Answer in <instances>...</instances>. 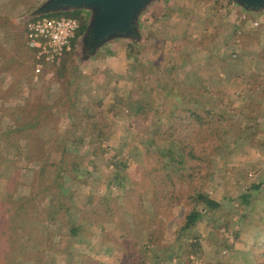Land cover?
Returning a JSON list of instances; mask_svg holds the SVG:
<instances>
[{
	"label": "rangeland",
	"instance_id": "374dc122",
	"mask_svg": "<svg viewBox=\"0 0 264 264\" xmlns=\"http://www.w3.org/2000/svg\"><path fill=\"white\" fill-rule=\"evenodd\" d=\"M44 1L23 0L20 6L23 17L21 22L31 18ZM202 2L204 1L157 0L142 14L143 17L141 16L142 24L140 26L143 28L142 40L144 41L142 43L133 42L135 44L134 51L147 54L148 42L146 39L152 38V36L157 44L152 46H156V49L159 47L158 45L165 49L181 47L183 50L181 58L177 59V57L171 56L174 62L170 63V65H174V76L178 82L186 72H193V70L198 72L201 70H199L200 65L211 64L210 58L201 60L199 53H193L199 52L196 50L197 47L209 48L211 45L209 39L203 45L198 43L202 30L195 29V24L188 25L186 18H175L179 6L182 5L185 12L191 14V18L194 19L196 12L202 8L198 3ZM195 4L196 9H193ZM206 4L213 5L210 2ZM166 13L174 16L172 24L173 26L176 24L179 30L177 32L174 28L172 35H170L172 31L168 33L169 29L166 30L169 26L165 20H160ZM82 14L80 17L87 18L85 13ZM126 42L130 41H113L104 47L94 59L84 57L83 54H80L78 47L73 55V60L68 64L67 75L64 77L75 82L82 77L86 78L87 80H80L82 88L79 83V86L74 85V88H78L79 93L82 89L83 91L89 90L87 92L89 96L85 102L90 110L92 108L95 112L92 103L94 98L95 100L103 98L102 107L112 108L114 113L108 117L107 122L100 123L102 125L93 126L84 123L85 121L82 122V130L86 131L89 126L91 129L84 135V140L88 142L84 144L81 151L88 153L87 159H90V162L86 159L84 161L86 165L83 164L82 167L97 169L94 171V178H90L88 184L96 189L98 194L106 192L110 198L115 196L113 198L114 206L107 207L109 212L101 211L99 216L97 212V219L91 217L89 219L92 224L97 223L98 220L101 222L107 220L109 223L117 222L122 227V225H126L125 220H128V215L125 212L129 208L131 219L136 222L139 230L135 233L130 231L128 235L122 233V238L125 237V241H117V246H115L119 253H123L122 251L126 249L124 247H128L130 250L137 251L142 257L146 258L148 254L151 255V258H146V264H160L162 261L165 264H184L187 245L194 240L199 242L201 252L199 258L191 256L190 264L232 263L238 258V254L243 252L242 255H245L244 252H248L255 243L253 239L255 233L252 231L256 229L258 223H261L260 216L264 212V112H246V100L236 99L240 97L241 93L237 95L235 92L240 89L234 90L232 94L229 91L230 84L225 86L227 92L222 95V99L213 101V99H206L209 97L208 95H203V103H197V105L203 106V111H201V107L189 102L190 107L197 111L193 113L201 116L200 120H203L201 123L193 116L191 117V113L183 112L185 109L183 103L174 105V102L167 101L163 94L164 88L161 79L158 80L155 77L148 81V85L145 84L147 90L151 87L149 94L144 93L145 91L140 88V85L138 86L129 79L128 86L133 87L129 92L133 91V93L121 95L115 99L112 89L117 85H125L120 79L104 78L99 74V71L104 69V65L115 64L120 60L123 55L122 51L127 52L126 60L130 61L129 64L137 60L128 53L129 50L124 45ZM153 54L156 59L161 56V53ZM163 59L165 58L163 57ZM181 60L188 64L181 65ZM112 68L114 70L113 66ZM67 80L63 82L61 80V83L53 87L56 93L63 87V91L66 93V83H71ZM237 81L234 82L235 86L239 85L236 83ZM178 82L177 84H179ZM197 98L194 100L200 101ZM147 100L154 105L160 104L159 112H155V109L147 110ZM199 108L200 110H198ZM61 110L59 108L56 111L60 113ZM69 117L65 114L58 119L57 115L52 121L54 123L59 120L58 123L62 129L70 124L75 125L73 119ZM47 127L48 125L43 126L42 132L37 133L33 138L37 137L46 141L50 135ZM99 131H103L106 137L99 139ZM147 131L153 132V137L159 145V147L156 144L151 146L152 149L149 152L146 150ZM107 139L110 142L116 141L120 147L121 154L117 168L111 167L110 163L117 157H113L114 151L109 148L108 141H105ZM76 141L82 142V139H76ZM133 148L138 154L135 158L131 154ZM2 153H4L3 150L1 155ZM115 153L118 154L117 151ZM4 155L7 162L11 161L15 156H18V150L11 152L6 150ZM92 156H94L93 162H91ZM86 161L88 162L85 163ZM23 164L19 162L12 166L16 171L21 172L22 168L23 170L27 168ZM167 164L174 168L167 169L169 167ZM147 169L150 171L147 172ZM153 177L155 182L162 185V191L153 189L155 184ZM122 179L124 188L121 184ZM62 181L65 187L72 190L73 187L68 185L69 182ZM4 186L3 182L0 183V191ZM116 187L120 189H116ZM109 190L114 195L111 196ZM154 191L157 192L158 200ZM78 196V201L85 204L84 195ZM207 198L216 201L218 206L213 209L208 207L204 201ZM104 203L101 200V204L104 205ZM83 204L81 205L83 206ZM97 204L94 205L98 206ZM90 205H88L84 216H90ZM106 206H109L108 203ZM3 208L7 210L1 196L0 225ZM190 211L200 212L201 217L194 226L186 231L185 235L178 234ZM94 229L98 231L96 225ZM151 230L154 231L153 241H149ZM64 231L65 229L57 230L55 233L58 236L45 244V248H48L43 254L45 258L58 259L63 254L72 253L82 232L85 233L84 241L91 239L83 229L76 236L78 238H66L64 242L62 240L61 242L58 239L64 237L59 235ZM134 237L136 239H133ZM101 238L103 240V237ZM92 241L94 239L86 243L92 246ZM30 242V236L21 237L18 240L19 257L9 256L8 264H43V260H40L39 257L33 258ZM157 242H159L161 250L160 255L164 252L165 256L156 260L153 258V250L158 248L155 244ZM86 243L85 246H87ZM109 247L112 248V246ZM169 250L173 251V254L169 253ZM68 260L70 264L74 262L70 258Z\"/></svg>",
	"mask_w": 264,
	"mask_h": 264
},
{
	"label": "trees",
	"instance_id": "16d2710c",
	"mask_svg": "<svg viewBox=\"0 0 264 264\" xmlns=\"http://www.w3.org/2000/svg\"><path fill=\"white\" fill-rule=\"evenodd\" d=\"M213 2V7L217 10V12L224 11L226 5L222 4L221 0H208ZM229 4V3H228ZM187 12V11H186ZM184 9L179 8L178 14L175 15V18L180 17L181 19L187 20L188 25L190 23H194V19L191 18V14H187ZM81 12H70V13H61V14H51L49 17H61V16H71L79 19L80 21V30L78 36H81L86 28V17ZM173 15L170 13H166L163 15L160 20H165L167 18L173 19ZM168 20V19H167ZM174 28L177 29L176 24H174ZM25 38V40H24ZM16 44L22 46H26L27 48V56H23V62L27 64V72L33 70L35 68L34 61V52L31 50L26 41L25 34H19L15 36ZM127 49L131 51V53L137 54V60L129 64V62L125 59L124 54L121 55L120 60L116 61L114 64L115 69L108 65L104 67V69L99 71V74L104 78H116L120 79L125 86L117 85L116 88L112 89L114 92V98L117 99L121 95L125 96L127 94H131L129 92L133 87H129L128 84L130 80L133 83L140 85V88L145 91L144 93L149 94L151 87L147 90L145 88V84L148 85V81H151L155 77L156 79H161V84L163 86V94L166 99L174 100V105L184 104V111L191 113V117L193 116L195 120L198 122L202 121L201 116L199 114H195L193 112H197L194 108L190 107L189 102H193L197 107H201V110L204 109L202 105L198 104L199 102L203 103V100L197 101L194 100L195 97L200 96L201 91L206 93L205 90L207 86L200 85L198 83L202 78H204L205 71L195 72H186L183 78L178 82L174 70V65L163 64V56H159L156 60H151L142 56L139 51H134L135 44L132 42L124 43ZM157 45V44H156ZM159 48L161 45H158ZM24 49V48H23ZM29 52V53H28ZM139 52V53H138ZM210 51L207 53H203L200 55L201 60H205L206 58H211L209 55ZM74 53L66 54L60 61L59 67L56 70H52L48 65H44L42 72L39 75L40 84L38 85H30L28 86V97L25 100H22L20 108H13L12 105H4L2 104L1 108L6 109V112H10L15 116L13 127L10 130H7V125H1V133H0V143L2 142H12L18 139V135L29 136L33 130H40L41 127L49 125V119L53 114L55 107H60L62 110H65L67 114L73 119L75 125H73L72 129H60L51 128L50 135L47 138V144L50 142L53 148L51 150L46 148H41L39 141L34 139L32 151L28 150L30 159H34L33 164L27 166L25 172L21 173L14 169L11 164L6 163L7 159L4 153H0V183L3 182L5 185L0 191V197L2 196V202L7 207V210L3 208L2 217H1V225H0V264H8L10 261L7 258L11 255L15 257H19L20 251L18 250V240L23 236H30L31 238V252L33 258H40L43 260V264H70L65 256V258L60 259H50L45 258L43 256L46 253L47 248H45V244L50 241V239L58 236L55 232L57 230H62L61 228H57L52 230L50 225L53 224L58 219L62 218L65 224L68 226V229L64 231L63 234L59 236H77L84 229V214L86 213V209L91 208V213L96 217L97 212L99 213L103 210H107L108 208L114 206L113 202L115 198L113 192L109 190L108 192L111 194L113 198H110L108 193L98 194L97 190L92 188L88 184L90 178H94V168L86 169L82 167L84 161L87 159L88 153L81 152L83 150V146L87 140H84V135L86 131L89 132L90 126L86 129V131L82 130L81 127L84 123H88L89 125H102L100 123H105L108 121V117L113 115L112 108H104L102 107L103 98H94L92 102L95 107V112L88 107L87 104H84V98L88 97L89 90L80 92V100H73V90L74 82L70 83V86L67 91V96L65 98L57 97L52 98L47 96L41 97L40 100H36V96L38 91L40 90H48L50 89V84L53 82H60L67 74L68 64L73 60ZM209 56V57H208ZM177 59L181 58L176 56ZM213 57V55H212ZM210 60V59H209ZM185 61L181 60V65H187ZM114 71V72H113ZM21 72L24 73L23 70ZM115 73V74H114ZM152 76V78H151ZM130 79V80H129ZM87 80V79H86ZM127 81V82H126ZM177 82L179 84H177ZM80 84V82H79ZM182 85V87H179ZM80 87L82 88L81 84ZM43 88V89H42ZM180 89V93L178 90ZM104 91V89H103ZM185 95V99L181 98ZM186 95L189 98H186ZM202 97L204 94H202ZM181 96V97H180ZM91 101V96L89 97ZM138 103V102H137ZM138 105H140L138 103ZM160 104L154 105L147 100V110L155 109V112H159ZM190 107V108H189ZM158 109V110H157ZM200 110V108L198 109ZM181 125V124H179ZM50 127V126H49ZM147 135V145L146 150L149 152L151 146L159 145L155 137H153V132H146ZM98 137L105 138L106 134L103 131L98 132ZM76 139H82V142L76 141ZM109 139L105 140L108 141ZM109 148L114 151L113 157H117L116 160L112 161L111 167L117 168L119 166V155L121 154L120 147L115 142L108 141ZM117 151L118 154L115 153ZM94 154V153H93ZM133 157H137L138 154L135 152V148H133V153L131 152ZM56 160V163L49 162V156H51ZM6 159V160H5ZM90 161V159H87ZM86 161L85 163H87ZM108 164V163H107ZM86 165V164H84ZM167 169L174 168V166L170 167V164ZM150 169H147V172ZM123 175V174H122ZM124 178V177H123ZM154 181L153 189L162 191V185L158 182H155L154 177L152 178ZM62 180L69 182L70 187H73L72 190L65 187ZM127 181V178H125ZM5 182V183H4ZM121 184L124 186L123 179L121 180ZM260 187V186H256ZM116 189H120L117 188ZM126 191V190H125ZM154 191V194H156ZM84 195V202L78 201V195ZM156 198L158 200V195L156 194ZM101 200H103L109 206L101 204ZM205 204L211 209L216 208L218 203L212 199L207 198ZM97 204L98 206L94 205ZM83 204V206L81 205ZM141 207V204H139ZM108 207V208H107ZM109 212V211H108ZM128 215V220H125V226H120L117 222H112L110 225V229H114V226L122 231L125 235H128V232L135 233L139 230L138 225L135 221L131 219V215L129 212V208L125 212ZM201 217L200 212L190 211L189 214L185 217V223L179 229L178 234L185 235L186 231L194 226L195 223ZM126 219V218H125ZM260 222L253 233L254 236V244L249 249L245 255H242L243 252L238 254V258L235 259L232 263L228 264H264V212H262L260 216ZM249 226V224H247ZM137 229V230H136ZM104 230H106L104 228ZM150 240L153 241L154 231H150ZM62 238V237H60ZM110 241H113L111 239ZM154 243V242H153ZM155 243L158 248L153 250L154 256L156 260L165 256L163 252L160 255L161 250L158 244ZM127 244V243H126ZM154 244V245H155ZM188 249L186 251V262L184 264H190L192 262L191 256L198 257L201 252L200 244L197 240L190 242L187 245ZM168 247V246H167ZM166 247V248H167ZM123 252V260L120 264H146L144 260V256L142 257L137 251L130 250L128 247ZM46 249V250H45ZM169 253L173 254V251L169 250ZM85 256H91L90 253L85 252ZM5 257V259H4ZM42 264V263H41ZM81 264H94L92 263V259L89 261H82ZM160 264H165L160 262Z\"/></svg>",
	"mask_w": 264,
	"mask_h": 264
},
{
	"label": "crops",
	"instance_id": "0c3cea01",
	"mask_svg": "<svg viewBox=\"0 0 264 264\" xmlns=\"http://www.w3.org/2000/svg\"><path fill=\"white\" fill-rule=\"evenodd\" d=\"M22 1L23 0H0V122L1 125H7L8 128L6 131L10 130V128L13 127L15 116L12 115L10 112H6V109H2V104L4 105L5 103V107L6 105L10 104L13 108H20L22 100H25L28 97V86L40 84L39 76L35 78L33 70L27 72V64L23 62L22 57L24 55L27 56V48L25 45L22 46L24 42L19 45L16 44L17 41L15 40L16 35L23 33L25 34V22H21L23 20L20 7L23 3ZM203 1L204 2L202 3H198L201 5L202 8L198 11L196 10L197 12L195 14L196 16L194 17V23H192L196 25H194L195 29L197 28L202 30L198 43L203 45V43L207 42L208 39L209 42H211L209 48L200 46V48H196V50H198L199 52H193L202 55L203 53H207L210 51L209 55L211 57V64H202L199 66V69H202L201 71H205V75L204 78H202L198 83H200V85L202 84L207 86L206 89H203L206 91V93L202 91L201 93L205 96H209L206 97V99H213V101H215L216 99H222V95L227 92L225 86L231 84L229 86L230 93L233 94L234 90L240 89L235 92L237 95L241 93L240 97L236 99H239L240 101L246 100V112H264V11L259 13L247 12L240 6L231 2L230 0H221L220 2L222 4H225L226 7L223 12H217V10L213 7V2H210L208 0ZM209 2L213 5L206 4ZM195 6L196 4L193 5V9H196ZM179 8L184 9L182 5H180ZM243 15H245L247 19H243ZM142 17L140 19V25L142 24ZM167 19L165 22L170 28L168 27L166 28V30L169 29L168 33H170L169 31H172L170 33V35H172L175 30L172 24V19ZM204 22L205 25H203ZM254 22H259V25L257 27H254ZM140 31L142 36L141 39L138 40V43H142L144 41L142 40V26H140ZM165 36H167V34H165ZM153 37L154 36H152V38ZM152 38L150 37L146 39L148 42L147 54H144V52H140L142 56H145L146 58L151 60H156L153 53H161V55L166 59H163V64H170L171 62H174V59H172L171 56L180 57L183 54L182 48L178 46L177 48L174 47V49H165V47L163 46H161L160 48L158 47L156 49V46H152L156 44V40H154L155 38ZM115 42H118V40H116ZM108 44H106L104 47H106ZM99 52L91 59H94L99 54ZM122 53L124 54V56L126 55L125 59H127V52L122 51ZM128 53H130L131 56L137 59L136 53H131L130 50L128 51ZM128 62L130 61L128 60ZM106 65L110 66L111 68L112 66L114 67V64L108 63ZM106 65H104V67ZM21 70H23L24 73L21 72ZM81 79L86 80V78L84 77H82ZM81 79L75 82L71 79L67 80L64 78V80L62 79L61 82L67 80V82H74L75 86H79L78 83ZM235 81H237L236 83L239 84L238 86H235ZM61 82L51 83L49 86L50 89L48 90L42 88L43 90L38 91L37 96L35 97L36 100H40L41 97L47 95L52 98H65L67 96V91L70 86L69 83H66V93H64L63 91L64 87L58 89L57 93L53 89L56 84ZM178 93H180V89L178 90ZM201 93L200 96L199 94L197 96V99L199 100H202ZM181 98H184V100H186L185 95ZM186 98H188L187 95ZM86 99L87 98L85 97L84 104H86ZM73 100H80V93L78 91V88H75L73 90ZM166 100L170 101V103L174 102V100L172 99ZM88 107L89 106H87V108ZM59 108L60 107L54 108L53 114L49 119L50 124L48 125L47 130L51 128H60V124L58 123L59 120L54 123L52 121L54 118L57 117V115L58 119H60V116L62 117L65 114L68 115L66 111L61 110L60 113L59 111H56ZM203 110L204 109H202L201 111ZM69 118L72 119L71 117ZM1 125L0 133L2 127ZM72 128L73 125L71 124L70 126L62 127V129ZM42 130V127L40 130H33L30 133L31 135L26 137L22 134L18 135V139L16 140V142L12 141L0 143V153L4 149L10 150V152L13 150H18V156H22H15L13 160L8 162L6 161V163L14 165L17 163L19 164V162H22L24 163L23 165L26 166L33 164L34 159L33 161L32 159H30L28 150L32 151L33 148L35 149V147L33 146L34 139L36 141H39L40 150L41 148L51 150L53 146L52 144H50V142L47 144L48 140L44 141L42 139H38L37 137L33 138L37 133L42 132ZM91 159V162H93L94 156H92ZM49 162L56 163V160L52 157V155L49 156ZM25 170H23L22 168L21 173L25 172ZM104 211L105 213H107L106 209L103 210V212ZM92 215L93 214L90 211V216H85L83 221L84 230L88 233L89 238L91 237L90 240L94 239V241H92V246L86 243L90 240L84 241L85 239L83 238V236L85 235V233L82 232V236L80 235L79 239L76 241L77 243L73 252L69 254H63L62 256L58 257V259L61 260V257H63V261L66 256L67 260L70 258L74 261L72 264H81L83 260L89 261L90 259H92V263L94 264H110V262L111 264H120L123 260V253L118 252L116 242L125 241V237L122 238L123 232L115 226L114 229H110L109 227L111 223H109L107 220L106 222H101L98 220L97 223L92 224L91 219H89V217L97 219L95 216ZM65 223L66 222H64V220L60 218L53 224H51L50 228L54 230L59 227L61 229L67 230L68 226ZM95 225L98 231L94 229ZM104 228L106 230H104ZM63 237L64 238H59L58 240H62L64 242L66 238H78L76 236L72 237L67 235ZM101 237H103V240ZM110 239H113V241H110ZM133 239L136 238L134 237ZM85 243L87 244V246H85ZM109 246H112V248ZM85 252L90 253L91 256H85ZM149 257L151 258V255L149 256L148 254L146 258ZM146 258L144 256V260H146Z\"/></svg>",
	"mask_w": 264,
	"mask_h": 264
},
{
	"label": "water",
	"instance_id": "95a60500",
	"mask_svg": "<svg viewBox=\"0 0 264 264\" xmlns=\"http://www.w3.org/2000/svg\"><path fill=\"white\" fill-rule=\"evenodd\" d=\"M157 0H45L32 17L70 12L87 15L79 52L93 58L106 44L116 40L141 39L142 14ZM247 12L264 11V0H230Z\"/></svg>",
	"mask_w": 264,
	"mask_h": 264
},
{
	"label": "built area",
	"instance_id": "2783aa9c",
	"mask_svg": "<svg viewBox=\"0 0 264 264\" xmlns=\"http://www.w3.org/2000/svg\"><path fill=\"white\" fill-rule=\"evenodd\" d=\"M242 18L247 19L245 15ZM258 25L259 22L253 23L254 27ZM24 30L26 43L34 52L35 78L44 65L58 69L61 59L68 53L75 54L80 44V21L75 17H31L25 21Z\"/></svg>",
	"mask_w": 264,
	"mask_h": 264
}]
</instances>
